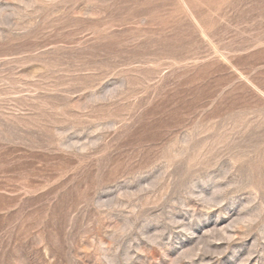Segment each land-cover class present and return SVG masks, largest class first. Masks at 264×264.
<instances>
[{
  "label": "rangeland",
  "instance_id": "1",
  "mask_svg": "<svg viewBox=\"0 0 264 264\" xmlns=\"http://www.w3.org/2000/svg\"><path fill=\"white\" fill-rule=\"evenodd\" d=\"M0 264H264V0H0Z\"/></svg>",
  "mask_w": 264,
  "mask_h": 264
}]
</instances>
